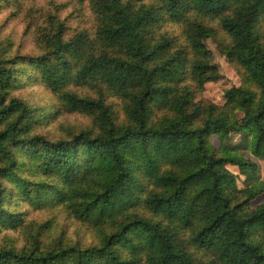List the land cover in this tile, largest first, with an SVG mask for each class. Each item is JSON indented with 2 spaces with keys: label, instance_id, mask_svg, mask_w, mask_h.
<instances>
[{
  "label": "trees",
  "instance_id": "obj_1",
  "mask_svg": "<svg viewBox=\"0 0 264 264\" xmlns=\"http://www.w3.org/2000/svg\"><path fill=\"white\" fill-rule=\"evenodd\" d=\"M77 1L95 15L91 32L69 37L52 18L37 56L14 57L0 40V229L23 228L3 236L0 264H264V202L250 207L264 181L246 157L264 162V0ZM166 21L187 24L183 41L155 34ZM208 39L241 79L221 107L194 102L219 78ZM23 75L57 99L53 116L98 115L96 132L31 134L48 113L10 96ZM70 86H103L124 118L102 92L81 97ZM227 165L246 177L244 190ZM27 201L62 205L98 243L74 240L71 225L35 230Z\"/></svg>",
  "mask_w": 264,
  "mask_h": 264
},
{
  "label": "rangeland",
  "instance_id": "obj_2",
  "mask_svg": "<svg viewBox=\"0 0 264 264\" xmlns=\"http://www.w3.org/2000/svg\"><path fill=\"white\" fill-rule=\"evenodd\" d=\"M153 1L156 0H145V4L149 2L156 5L158 3ZM190 15L193 14L190 13ZM52 18L58 23H62L66 33L72 38L80 32H91L96 25L95 15L88 2L80 3L77 0H0V40L8 36L7 41L10 42L8 45L11 44L9 54L14 57L37 56L40 54L37 39L40 38V34L44 30L50 29V21ZM217 23L218 20H214L209 24L216 27ZM161 25L158 29H153L155 34H162L163 36L169 35L170 37L175 36L179 39L178 42L183 41L185 37L184 32L187 30L186 23L177 25L166 21ZM221 37L223 38L222 35ZM205 46L209 53L211 64L215 66L219 78L217 82L206 84L194 102L204 99L221 107L226 102L224 97L225 92L231 88L239 87L241 85V79L234 65L220 53L217 42L208 39L205 41ZM27 78L26 75H23L20 79V85L10 89L9 94L11 97L22 99L32 107L35 106L34 108L39 107L47 111L48 115L46 119L34 120L35 127L31 134L40 135L48 139L63 138L68 140L81 131L90 130L96 132L99 123L98 115L62 111L61 114L53 116V104H55L57 99L42 84L35 81V78L31 80V83L27 84ZM101 88L103 91H100V88L95 86H70V90L81 97L88 96L96 99L99 93L102 92L105 103L109 107L111 106L114 115L121 121L124 118L122 100L106 91L103 86ZM157 115L159 116L160 113H157ZM242 138L243 136L234 135L230 138V141L232 140L231 142L233 144H239ZM210 140L212 146L218 149L220 146L218 139L215 136H211ZM246 157L257 166L256 178L259 181H264V162L258 161L250 155H246ZM226 169L234 176L235 186L239 190H244L249 185L245 183L246 177L241 174L237 167L227 165ZM27 175L30 177L31 173L27 171ZM263 202L264 194L253 200L250 203V207L255 208ZM28 203L27 201L24 204L29 211V219L26 220L25 217V221L26 223L29 220L32 221L35 230L48 223V225L52 224L55 230L58 229L56 233L60 234L66 225H71L70 234L74 240L79 239L83 243L88 244L98 243L96 233L90 231L83 223L80 224L79 222L70 220L67 211L62 205H48L40 209L30 207ZM129 211L148 215L141 206L130 208ZM20 229L23 228L16 229V232L0 229V245L10 242L8 238L4 240V235H19L20 232H17ZM56 237L58 238L59 235Z\"/></svg>",
  "mask_w": 264,
  "mask_h": 264
}]
</instances>
